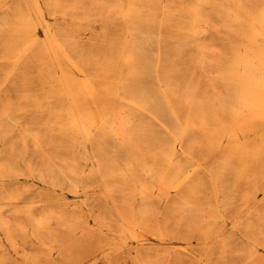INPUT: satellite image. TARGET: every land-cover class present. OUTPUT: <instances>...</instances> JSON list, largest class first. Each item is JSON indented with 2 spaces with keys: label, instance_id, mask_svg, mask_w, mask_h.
I'll return each mask as SVG.
<instances>
[{
  "label": "bare ground",
  "instance_id": "1",
  "mask_svg": "<svg viewBox=\"0 0 264 264\" xmlns=\"http://www.w3.org/2000/svg\"><path fill=\"white\" fill-rule=\"evenodd\" d=\"M231 1H236L237 11H225L223 0H177L175 4L174 0H167L166 4L162 0H109L110 13L105 16V23L113 29L111 32L120 29L124 34L119 48L110 47L109 59L91 61L84 54L89 49H85L77 39L78 31L90 21L81 10L83 8L79 5L69 7L65 0H46L49 9L71 18L83 17L84 20H79L78 25H69L70 28H45L37 59L44 57L46 60L43 61L44 68L38 71L37 79L48 90L41 99L33 100L32 106L47 114L46 118L52 124L50 131L70 140V144L60 145L69 146L78 158L70 163L71 175L66 176L73 187H76L73 179H80L79 160L93 161L87 148L90 144L96 145L103 155L95 156L99 158L98 165H92L89 177L98 175L108 191L117 189L122 193L124 185L111 186L106 182L109 177L119 176L124 180L123 184L136 192L140 206L120 213L126 240H138V231H152L151 224L156 214L155 207L150 204L152 194H157L161 200L165 194L169 198L166 190L179 195L173 209L191 210L185 219L186 225L197 228L202 221H217L225 210L233 206L232 196L227 195L221 201L216 196L211 207L197 203L203 182L200 173L205 172L206 177L212 179L216 195L227 191L224 185L226 178H264V46L256 42L258 38L264 39V0L261 1L262 6L253 5L256 10L249 9L250 0ZM209 11L219 15L235 13V26L232 28L239 39L238 48L228 55L230 62L226 71H222V81L227 90H231H228L226 100V108L232 116L230 120L223 114L226 111L222 97L219 101L217 97L208 100L199 93V84L194 80L179 79L181 63L168 71L172 52H198L202 57L209 52L205 41L210 26ZM32 13L36 18L31 17ZM43 13L41 0H29L26 8L19 4L9 14L0 17V37L6 31L10 37L4 52L16 50L17 45L11 48L9 44L17 39H21L20 46L26 48L24 43L30 41L33 31L45 23ZM111 32L106 31L102 35L103 46L116 41ZM50 52L54 53L59 71L47 60ZM62 63H65V68ZM161 69L167 71L164 77L160 75ZM105 100L117 103L121 108H110ZM217 102L220 103L219 109ZM26 109L24 104L22 110ZM140 117L150 119L162 129L163 134L157 135ZM1 120L17 123L13 108L4 107L0 112V139L5 140L9 128L2 127ZM202 133L211 138L210 147L214 150L229 146L211 170L195 154L198 145L192 136ZM249 135L257 138L250 139ZM27 137L33 138L34 147L42 148L40 132L23 127L21 142L25 147ZM143 139L151 141L148 148L158 149L161 163L142 164L138 159ZM109 141L114 142L113 146ZM114 145L126 153V161L119 160ZM178 153L186 158L184 163L174 162ZM16 168L14 161L4 163L0 160V180L4 181L7 175L16 173ZM19 198L16 193L1 198L11 201L8 204L0 202V229L8 240L12 238L13 225L23 228L18 222L12 223L5 214V208ZM32 209L28 206L22 211L30 220V226L55 238L48 225L53 219L62 217H57L58 213L36 216ZM255 213L264 218V210H256ZM211 229V232H204L206 238L217 235L215 227ZM150 234L155 238L164 237L162 228ZM120 248L121 244L110 246L105 256ZM45 257L49 258L47 254ZM134 257L137 264H157L141 256L140 252ZM5 262L6 255L1 254L0 264Z\"/></svg>",
  "mask_w": 264,
  "mask_h": 264
},
{
  "label": "rangeland",
  "instance_id": "2",
  "mask_svg": "<svg viewBox=\"0 0 264 264\" xmlns=\"http://www.w3.org/2000/svg\"><path fill=\"white\" fill-rule=\"evenodd\" d=\"M162 1L167 3V0ZM176 1L174 0V4ZM261 1L250 0L249 9L256 10L253 7L255 4L262 6ZM65 2L69 7L81 6L83 13L90 19L89 25L84 24L77 33L78 42L85 49H89L90 53L84 52L85 57L91 61L109 59L110 47L119 48L121 36L124 34L120 29L111 32L113 29L105 23L104 18L110 13L109 0H65ZM28 3L29 0H1L0 17L9 14L19 4L26 8ZM41 5L45 23L37 26L33 31L30 41L24 43L27 45L26 48L20 46L21 39H17L9 44L11 48L17 45L16 50L12 53L4 52L5 44L10 40L8 31L1 33L0 37V112L4 107L10 106L18 121L11 124L1 120L2 127L9 128V132L5 140L0 139V160L4 163L9 161L17 163V172L7 175L4 181L0 180V202L6 204L11 202L1 200L7 194L20 195L12 206L5 208L7 209L5 214L12 223L18 222L23 226L20 228L13 225L12 238L9 240L0 229V257L1 254H5L7 259L4 264H137V259L134 257L137 252L148 260L156 261L157 264H264V218H260L255 213L256 210H264L263 177L226 178L227 182L224 185L227 186V191L216 195L217 189L212 179L206 177L205 172L200 173L203 182L197 203L211 207L216 196L221 201L227 195L232 196L230 201L233 206L225 210L217 221L210 219L202 221L197 228L194 225L188 228L186 225L185 219L191 210L173 209L179 195L170 194L166 190L167 195L170 196L167 198L165 194L161 200L157 194H152L150 204L156 211L151 224L152 231L136 232L139 236L138 240L125 239L124 221L120 216L122 211L140 206L141 202L136 192L129 185L123 184L124 180L119 176L106 177V182L111 186L124 185L122 193L117 189L108 191L103 179L98 175L89 177L92 165H98L99 158L95 156L103 155L96 145L87 144L89 156L93 161L79 160L80 179H73L76 181V187L71 185L66 176L71 175L70 163L78 158L69 146L60 145H68L70 140L49 130L52 124L46 118L47 114L34 109L32 101L41 99L48 90L37 79L38 71L44 68L43 61L46 60L44 57L42 60L37 59L40 54L37 49L45 38V28H70L69 25H78L79 20L84 18L79 16L71 18L55 12L47 7L46 0H41ZM223 9L237 11L236 1L223 0ZM207 14H209L210 26L205 41L209 52H206L205 57L198 52L185 54L172 52L168 71L175 64L181 63L179 79L194 80L199 84V93L208 100L217 97L219 101L222 97L225 100L226 111L223 114L227 120H230L232 116L226 108L230 89L227 90V85L222 81V71H226L230 62L228 55L238 48L239 39L232 28L235 13L219 15L209 11ZM31 17L36 18L33 13ZM106 31L111 32L117 39L112 44L103 46L101 40ZM256 42L264 46L263 38H258ZM55 59L54 53L50 52L47 60L59 71L60 67ZM61 65L63 68L66 67L65 63ZM165 69L160 70L162 77L167 72ZM107 103L110 108H121L117 103L110 101ZM24 104L27 106L26 110H22ZM219 106L220 103L217 102V108ZM140 119L150 125L157 135L163 134L162 129L150 119L145 117ZM23 127H31L40 132L39 142L42 148L34 147L32 137H27L26 147L22 144ZM247 137L253 140L257 138L256 135ZM192 139L198 145L196 156L203 161L208 170L214 168L215 161L225 155L223 150L229 148L225 145L220 150L212 149L211 138L204 133L196 134ZM109 143L113 146L114 142L109 141ZM148 143L151 141L142 140L138 159L142 164L156 161L161 163L162 157L158 149L148 148ZM114 146L118 150L119 160L126 161L128 159L126 153L117 145ZM185 161L186 158L182 154L178 153L175 156V163ZM234 164L238 165L235 161ZM183 193L186 194L184 191ZM28 206L33 207L32 212L36 216L58 213L57 217H62L53 219L48 225L55 238L44 233L46 231L39 232L30 226V220L22 213ZM214 227L215 232H218L217 235L212 234L206 238V232H211V228ZM159 228L164 231L163 238L150 236V233H155ZM120 244L119 251L105 256L107 248ZM45 254L49 258H46ZM71 260L74 262H70Z\"/></svg>",
  "mask_w": 264,
  "mask_h": 264
}]
</instances>
